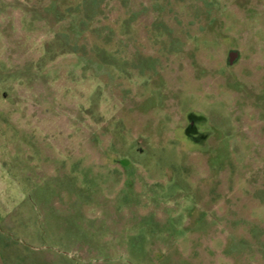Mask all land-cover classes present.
I'll use <instances>...</instances> for the list:
<instances>
[{"label":"rangeland","instance_id":"rangeland-1","mask_svg":"<svg viewBox=\"0 0 264 264\" xmlns=\"http://www.w3.org/2000/svg\"><path fill=\"white\" fill-rule=\"evenodd\" d=\"M0 264H264V0H0Z\"/></svg>","mask_w":264,"mask_h":264}]
</instances>
